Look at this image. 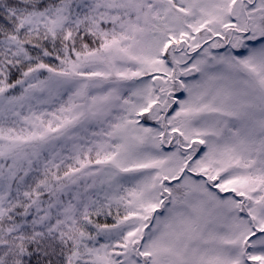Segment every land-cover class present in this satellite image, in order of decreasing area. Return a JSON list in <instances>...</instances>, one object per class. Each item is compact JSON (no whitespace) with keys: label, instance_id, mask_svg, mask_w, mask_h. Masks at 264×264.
I'll use <instances>...</instances> for the list:
<instances>
[{"label":"snow or ice","instance_id":"1","mask_svg":"<svg viewBox=\"0 0 264 264\" xmlns=\"http://www.w3.org/2000/svg\"><path fill=\"white\" fill-rule=\"evenodd\" d=\"M0 264H264V0H0Z\"/></svg>","mask_w":264,"mask_h":264}]
</instances>
